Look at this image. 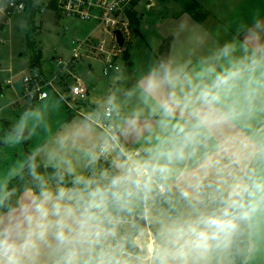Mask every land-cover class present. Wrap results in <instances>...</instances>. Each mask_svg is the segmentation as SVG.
<instances>
[{
	"label": "clouds",
	"instance_id": "clouds-1",
	"mask_svg": "<svg viewBox=\"0 0 264 264\" xmlns=\"http://www.w3.org/2000/svg\"><path fill=\"white\" fill-rule=\"evenodd\" d=\"M134 91L155 127L144 125L143 109L124 114L117 98L110 95L103 111L94 109L91 118L78 124L69 121L51 145H38L44 152L42 159L38 162L31 156L28 163L50 168L54 185L40 188L19 217L0 218V264H34L39 247L49 240L67 250L63 264H77L73 249L102 237L112 211L133 207L172 183L195 179L199 187L204 177L191 172L190 166L211 167V157L202 152L208 142L264 114V20L254 17L252 25L244 26L236 38L194 69L185 70L172 60L151 65L139 75ZM35 111L23 113L12 131L0 137V144L4 140L11 145L25 143L30 138L26 133L34 135L41 129L43 114L37 116ZM117 133L143 137L149 147L143 156L121 155L112 148ZM93 134H98L95 145L86 146ZM112 151L118 157L114 170L99 177L82 174L74 163L85 161L92 171L99 156ZM65 177L71 179L65 183ZM244 195L251 193L234 189L215 210L183 224L161 221V234L177 241L188 234L192 248L206 252L211 242L227 238L235 220L247 218L244 205L237 201ZM167 255L166 251L158 254L160 264H165Z\"/></svg>",
	"mask_w": 264,
	"mask_h": 264
},
{
	"label": "crops",
	"instance_id": "crops-1",
	"mask_svg": "<svg viewBox=\"0 0 264 264\" xmlns=\"http://www.w3.org/2000/svg\"><path fill=\"white\" fill-rule=\"evenodd\" d=\"M231 1L235 3L230 5L229 2ZM249 1L254 3L255 10L248 7ZM260 2H264V0H260ZM260 2L253 0H225L219 5L215 4L212 11L203 10L206 16L199 18L189 14L183 6L181 9L171 8L172 10H168L167 8L161 10V12L156 11L150 16V21L147 24H143L139 19L140 25L137 31L133 30L134 34L127 49V55L123 61H120L121 71L113 72L117 76L114 78L111 88L114 90L118 85L123 88L121 96L117 97L123 113L128 114L133 109H143L142 122L147 127H155L156 122L148 114L147 108L142 106L138 93L134 91V85L139 75L147 71L151 65L161 60H172L176 64L183 65L185 70L189 68L194 69L204 57H211L221 45L236 38L239 30L244 26L252 25L254 17L264 20V7L262 8L263 3ZM90 66L92 67L93 65L91 64ZM9 75L10 70L2 78L6 79ZM16 86L6 88L3 94L0 95L2 97H6L7 93H9L8 95H13L12 89L15 90ZM17 90L18 93L15 92L16 96L13 101L5 107H14L16 110H20L22 102H25L27 103L26 110H28L31 105L27 101L20 99L21 88L18 87ZM111 95H113L112 90ZM77 113L68 121H65L64 117H61L60 122L54 124L56 127H54V130H56L52 131V135L58 134L60 129L69 124V121L72 124H78L85 120V117L81 116V114L80 117H77ZM4 116L5 118H3ZM4 116L2 117L4 123L0 124L10 127L9 129L12 130L11 113L7 111ZM1 129L3 130L4 128L1 127L0 131ZM114 136L116 139H114L112 147L114 146L123 155L143 156L149 147L143 137H125L118 133ZM145 136H147V133H145ZM97 139L98 134H93L87 141L86 146H94ZM30 144L31 141L27 147L31 149L32 144L29 146ZM38 145L43 146L45 142L40 141ZM23 146L25 147V145ZM263 148L264 114H257L244 126L226 130L221 135L210 140L202 152H207L208 156L211 157V167L204 170L199 168V165L190 166L191 172H194L197 176L204 177L200 186H196L195 179L172 183L168 187L170 195L165 200L166 203L171 205L178 204L181 200L188 199L191 201V204L187 207L188 209L191 207L197 209L208 208V212H212L216 209V203L223 196L222 191H225L227 196H231L234 189L243 190L245 188L253 162ZM37 151L40 152V155L36 156L41 160L44 155L42 147ZM35 153L36 151L32 152L34 155ZM30 157V155H27L26 163L20 167L17 175L21 174L30 165L28 163ZM103 159L112 161L113 165L115 164L113 157L107 153L100 155L96 163L100 164ZM74 163L79 172L84 175H90V170L85 167V161L77 159L74 160ZM200 163H203L202 157ZM96 166L98 170L99 167L98 165ZM205 171H207V175H205ZM51 184L54 185V183ZM259 184V196L257 198L254 197V193V199L251 200L253 198L251 194L249 204L251 215L253 214L256 221L253 237V254L249 264H264V195H262L261 191L264 183ZM4 193L5 191H2V195ZM155 193L160 197L159 191ZM34 194L33 190L22 193L18 207L5 214L2 219L8 221L14 217H19L21 209L29 202L35 201ZM240 200V198H237L238 202ZM159 213V220H163L166 216L172 219L168 215L169 213L167 215H164L163 211ZM143 216L146 228L135 238V244L139 249L138 254H132L127 251V240L132 231L129 234H126L124 231L126 224L132 225L134 229L136 224L135 216L125 219L111 213L108 229L100 237V240L98 239L91 244L75 246L73 250L76 253L74 259L77 261V264H158L159 259L156 255L155 238L149 227L146 210L143 212ZM181 218L182 215L172 220L178 222ZM234 223L236 224V220ZM234 232L235 229L229 233L227 238H222L215 243L218 245L217 247H224L227 244L229 247L231 246V257L236 264L233 256ZM121 245L123 249H118ZM113 247H117V249ZM66 255L67 250L59 248L54 241L49 240L46 244L39 247L34 257V264H63ZM179 257L180 259L178 260L183 261L186 260L187 255L181 254ZM213 258L210 257L209 259L213 260ZM189 263L191 262L183 261L180 263L178 261L176 264ZM219 263H221L220 260Z\"/></svg>",
	"mask_w": 264,
	"mask_h": 264
},
{
	"label": "rangeland",
	"instance_id": "rangeland-1",
	"mask_svg": "<svg viewBox=\"0 0 264 264\" xmlns=\"http://www.w3.org/2000/svg\"><path fill=\"white\" fill-rule=\"evenodd\" d=\"M153 1L156 4V8H153V11L147 10L145 4H141L138 8V16L143 24H147L150 21V16L156 11L161 12V10L167 8L168 10H172L171 8L181 9L184 6V1H194V3H197L202 10L212 11L215 4L219 5L225 0ZM253 1L260 2V0ZM144 2L146 3V1ZM33 3L36 5L37 9H41L44 12H41L40 10L35 11L36 9H29L25 13L14 16L10 21L0 23L1 76L3 77L7 74V71L10 70V75L14 78V84L17 85L15 90L11 88L13 95H8L9 93L6 94V97L0 95V123H4L2 117L7 111L12 115V129L16 124L17 119L23 113H32L33 110H36L35 114L37 116L43 114L44 120L41 129H36L34 135L29 132V142L31 141L32 144V146L31 144L29 146H31V149L29 147H24L23 143L11 145L7 140H4L3 145L0 146V203L3 202L7 195L9 182L18 174L17 172L20 170V167L26 163L27 155H30V153L32 154L33 151L35 152L38 149H41L38 148L40 141L45 142V144L48 145H51L54 142V138L58 134L56 133L54 136L52 135V131L55 127L54 124H58L61 117H64L65 121H68L70 113L74 111V113L79 112L76 115L77 117H80L81 114V116H84L85 118H91L94 109L103 111L105 102L111 95V90L116 98L121 96L123 90L120 85L114 88V90L111 88L114 78L117 75L116 73H112L109 76H104L103 70L105 63L102 60L84 56L70 71H63L62 80L66 81L67 86L73 87L76 84V81L72 75L77 76L91 93L85 102L72 101V108L69 109L67 104L61 98L52 94L51 99L38 102L28 108V110H26L27 103L25 102H22L20 110H16L14 107H5L13 101L16 96L15 92L18 93L17 88L21 87V80L24 75L29 74L30 69L36 68L34 65L35 55L39 53L41 54V65L38 66V68L44 72L46 77L51 78L52 74H57L62 71V69L60 70L56 63H54V60L63 59L64 61H67L71 58L74 47L73 43L75 41L78 39L84 40V38L92 32H94V35L98 38L103 36V29H97V26L94 23L82 22L77 19L61 16L57 11L47 9L45 7L47 0H33ZM229 3L230 5H233L235 2L231 1ZM260 3H263V8L264 2ZM248 5L249 8L256 9L253 2L249 1ZM91 64L93 65L92 67L90 66ZM70 72L72 73L71 76H69ZM3 118H5V116ZM1 127L4 129H1L0 137H4L12 131L9 129L10 127L2 126V124H0V128ZM42 129H47V131ZM112 148L116 149L114 146ZM117 151L123 155L119 150ZM117 151H112L110 153L115 163L118 159ZM96 165H98L100 169L98 168L97 170V166L94 167V174L92 175L97 177L113 171L112 165H110L108 160L106 161L103 159L100 164L96 163ZM7 180L9 181L7 182ZM259 183H264V157L261 159L257 167L255 179L251 188L252 197L254 193V197L257 198L259 196ZM2 191H5L4 195H2ZM261 191L262 195H264V186ZM254 197L251 199L250 195L251 200H253ZM159 198L160 197H158L157 193L154 192L150 194L147 199H142L135 206L130 207L127 210L135 212L146 210L149 227L155 238V248L157 249L156 255L158 256L162 251L168 253L165 257V264H176L178 261L180 263L183 261H190L191 263L189 264H235L231 257V246L229 247L228 244L224 247H217L218 245H216L215 242H211V246L206 252H200L192 248L190 243L192 237L188 234L184 235L178 241L174 236L162 235L160 222H175L172 219L176 217L170 215L167 208L159 202ZM207 209L208 208H185L180 214L182 215L181 220L175 223L183 224L185 221H191L194 219L197 214L210 213ZM161 211H163L164 215L169 213L168 215H170L172 219L169 217L167 218L166 216V218L163 217V220H159V212ZM249 213L254 229L256 221L253 214L251 215L250 210ZM132 229V225L126 224L124 226L126 234H129ZM100 239L101 238H99V240ZM181 254L187 255L186 260H178L180 259L179 256ZM210 257H214L213 260H210ZM219 260L221 263H219ZM158 264H160V259Z\"/></svg>",
	"mask_w": 264,
	"mask_h": 264
},
{
	"label": "built area",
	"instance_id": "built-area-1",
	"mask_svg": "<svg viewBox=\"0 0 264 264\" xmlns=\"http://www.w3.org/2000/svg\"><path fill=\"white\" fill-rule=\"evenodd\" d=\"M141 4H145L149 11L155 7L153 0H47L45 6L47 9H53L61 16L94 23L97 29H103V36L98 38L92 32L84 40L75 41L71 58L67 61L54 60L62 71L52 74L51 78L46 77L38 67L30 69V73L24 75L21 80L20 99L32 106L48 100L52 94H55L67 104L69 109L72 108V101L85 102L89 97L85 94L86 91L89 93L87 87L71 72L69 76H73L76 84L73 87L67 86L66 81L62 80L63 71H70L84 56L102 60L105 63L104 76L121 71L120 61H123L133 37L130 14H138ZM29 9L44 12L37 9L34 3L28 4L26 0H0V23L10 21L14 16L25 13ZM116 31L122 33L125 39L124 46H120ZM1 73L0 69V94H3L6 88L15 84L12 75L5 79L2 78ZM114 139H116L115 136H113ZM159 192L165 198L169 197L168 188Z\"/></svg>",
	"mask_w": 264,
	"mask_h": 264
},
{
	"label": "trees",
	"instance_id": "trees-1",
	"mask_svg": "<svg viewBox=\"0 0 264 264\" xmlns=\"http://www.w3.org/2000/svg\"><path fill=\"white\" fill-rule=\"evenodd\" d=\"M26 1L30 5L33 4V0H26ZM183 4L186 11L189 14L193 15L194 17L199 18L206 16V13L200 8V6L197 3H194V1H187V2L184 1ZM130 19L133 30L137 31L140 25L139 17L137 16V13H131ZM126 55H127V51L125 57ZM41 58L42 57L40 53L35 55L34 58L35 67L41 65ZM76 113L77 112L74 113V111L70 113L68 120H71ZM26 137H29V133H26ZM28 144H29V139H27L26 142L24 143L25 147H27ZM30 156H35V159L38 162L40 161V159L36 155L30 153ZM109 162L110 165H112V169L114 170L113 162L112 161ZM94 167H96V163L93 165V170L90 171V174H94L93 172ZM50 173H51V169L47 168L44 164H41L40 167H36L35 165L30 164L23 170L21 174L14 177L9 183L8 193L6 198L3 200V202L0 203V218H2L5 214L18 207L20 196L25 191L33 190L35 193H38L40 188L44 187L46 184L54 183V179L51 177ZM68 180H70V178L65 177V183H67ZM222 192H223V196L221 199H224L227 196V194L225 191ZM249 193H251V189ZM165 200H166L165 197L160 196L159 202L162 203L167 208V210L170 212V215L172 217L180 216L183 210L191 204V201L188 199H183L178 204H172V205L166 203ZM219 201L216 203V208L219 207ZM238 203H241V200ZM249 204H250V195H248V208H249ZM143 212L144 211L135 212L127 209L114 210L111 212L112 215L119 216L125 219L130 218L132 216L136 217V224L131 234L128 237L127 247H126L127 251L132 254L139 253V249L135 244V238L138 236V234L141 231H143L146 228V222L143 216ZM234 215H241V213H234ZM248 238H249V229L246 219L236 220V228L233 237V245H234L233 256L236 261V264H243L246 259L249 250Z\"/></svg>",
	"mask_w": 264,
	"mask_h": 264
},
{
	"label": "water",
	"instance_id": "water-1",
	"mask_svg": "<svg viewBox=\"0 0 264 264\" xmlns=\"http://www.w3.org/2000/svg\"><path fill=\"white\" fill-rule=\"evenodd\" d=\"M115 33L117 35L118 42H119L120 46H124L125 39H124L122 33L120 31H116ZM1 145L2 144H0V146ZM263 156H264V148L260 151V153L257 155V157L255 158V160L253 162L249 178H248V180H247V182L245 184V188H244V189H247L248 192H250V189H251V187L253 185L258 164L261 161V159L263 158ZM241 203L244 205V210L247 212L246 221H247L248 229H249V238H248V240H249V250H248V254H247L246 259H245L243 264H249L250 260L252 258V254H253L254 229H253V224H252V220H251L250 213H249V208H248V195H244L243 196V198L241 199ZM113 248L117 249V247H113ZM118 249H123V246L121 245L120 248H118Z\"/></svg>",
	"mask_w": 264,
	"mask_h": 264
}]
</instances>
